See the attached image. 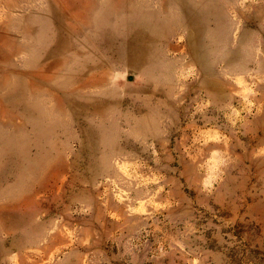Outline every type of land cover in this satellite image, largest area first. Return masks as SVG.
I'll return each instance as SVG.
<instances>
[{
    "label": "rangeland",
    "instance_id": "obj_1",
    "mask_svg": "<svg viewBox=\"0 0 264 264\" xmlns=\"http://www.w3.org/2000/svg\"><path fill=\"white\" fill-rule=\"evenodd\" d=\"M0 264H264V0H0Z\"/></svg>",
    "mask_w": 264,
    "mask_h": 264
}]
</instances>
